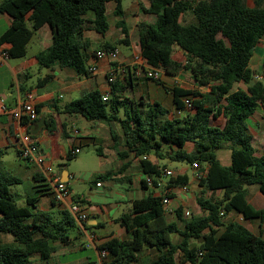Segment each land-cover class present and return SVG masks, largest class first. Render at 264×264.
<instances>
[{
	"label": "trees",
	"instance_id": "obj_1",
	"mask_svg": "<svg viewBox=\"0 0 264 264\" xmlns=\"http://www.w3.org/2000/svg\"><path fill=\"white\" fill-rule=\"evenodd\" d=\"M148 1L150 6L145 12L157 21L138 25L142 57L150 66L165 72L184 68L199 87L210 89L209 96L180 87L167 89L177 111H185L187 99L194 109L191 113L185 111L182 118H171L158 102L127 97V87L116 80L107 101L95 90L65 105L63 112L80 114L88 121L118 122L126 140L123 155L133 152L141 172L153 178L155 184L165 167L148 160L151 154L159 160L198 164L203 176L197 202L207 215L185 219L179 209V227L165 219L162 196L151 195L136 200L132 211L117 219L130 233V239L112 238L100 250L107 251L105 259L111 260L108 264H136L138 253L146 247L160 252L151 264H264V239L238 222L223 223L227 214L235 212L264 225V207L256 209L248 202L246 188L256 185L264 195V150L261 155L256 154L246 125L264 103V83L255 80L250 67L255 48L264 38V0H254L252 7L247 0ZM111 2L116 4L114 14L122 17V0H3L0 14L11 16L13 22L0 35V45L10 44V58H22L35 33L48 25L52 45L39 55L40 67L58 64L86 77L90 74L86 53L89 42L84 32L90 25L102 35L108 32L107 9ZM188 12L195 21L183 24L180 18ZM90 13L92 19L88 18ZM118 25L125 23L120 21ZM103 48L115 50L116 45L106 43ZM177 49L183 52L184 63L173 58ZM50 78L40 79L37 87L47 84ZM240 83L247 88L238 87ZM219 116L226 119L222 128L211 124V119ZM46 127L54 132L53 122H47ZM112 136L116 141L114 132ZM224 143L230 144V166H223L217 157ZM189 144L193 146L192 153L186 150ZM5 154L0 147V235H8L12 242H0V264H32L35 256L48 261L56 252L54 244L69 240L76 221L68 210L39 208V197L52 195L50 184L40 174L34 177L38 182L37 195L28 194L26 204L19 205L12 188L26 182L4 169ZM17 154L20 156L19 150ZM67 157L75 158L70 152ZM143 183L147 185L145 180ZM188 183L189 177L180 174L168 181L171 187ZM219 190L223 192L221 197H204L208 191ZM175 233L180 236L177 244L171 239ZM198 239L200 244L192 246L191 241Z\"/></svg>",
	"mask_w": 264,
	"mask_h": 264
},
{
	"label": "crops",
	"instance_id": "obj_2",
	"mask_svg": "<svg viewBox=\"0 0 264 264\" xmlns=\"http://www.w3.org/2000/svg\"><path fill=\"white\" fill-rule=\"evenodd\" d=\"M3 0H0L2 2ZM194 1V0H190ZM200 1V0H198ZM197 1V2H198ZM124 14L122 17L114 14L116 4L111 2L108 4L107 18L109 22V30L105 35L98 33L93 27L84 32V38L89 42L86 49L88 55L87 65L90 67L95 62V54L100 50H104L103 46L106 43L116 45L119 52V60L116 63H109L108 60H100L97 63L98 70L95 74H89L86 77L78 76L72 69L60 67L58 64L52 65L47 69V76H51L48 83L42 87H37L30 84L29 70L34 67H40L39 55L46 52L52 45V31L48 25L43 26L38 30L31 42L28 45L27 54L22 58H8L3 65L0 66V147L4 150L9 147H14L18 150V138L16 133V122L13 119V112L19 108L21 100L26 92L32 91L36 94L39 110V118L37 121L24 126L20 132H37L35 140L39 147L47 156L48 162L53 167V162L67 157L68 153L73 147H79L80 152L83 146L90 144L98 145L102 139L107 141L106 148L99 146L98 154L100 160L105 163L104 170L100 172V176L93 182L91 189L82 195L75 196L70 186L72 176L66 170L55 173L60 176L61 180L68 185L69 195L62 203H55L53 196L39 197L38 206H41L44 200L50 203L53 211L68 210L72 203H79L83 206L87 215V220L84 223H77L76 227L69 233L70 237L67 242L54 244L56 252L48 261H42L37 256L33 257L32 264H108L111 262L109 259L106 261L101 256L100 246L112 238L120 241L130 239V233L123 228L118 222L123 214L131 212L133 203L136 200L144 199L148 196H161L167 190L172 197V208L174 212L165 213L167 222L176 223L179 227L182 226L178 218L177 211L182 209V206L191 207V217H202L207 215L198 205L197 196L201 195L202 188L199 186V181L196 179V171L192 167V175H188L184 168L178 169L174 173L177 175H187L189 177L188 191L185 192L181 186L171 187L168 185L170 178H159L161 186H148L143 183L146 179L139 169V160L134 156L133 152H128L123 155L125 151L126 140L123 130L118 122L108 123L106 121H89L90 129L83 133L79 128V123L85 119L80 114H67L63 112L65 105L77 100L84 93L91 91H100L103 95L110 93L111 87L107 82V74L113 67L123 66L127 69L126 75H120L119 80L126 90L124 94L135 101L144 100L145 102L153 103L158 102L169 111L171 118H182L184 115H178L177 110L173 103V98L167 89L180 87L183 89L196 90L204 96H209L210 89L208 87H199L194 81L191 73L184 68L178 70H170L165 72L162 70L161 79L159 81H152L141 75L140 77L135 74L134 58L141 55V49L138 36V25L142 22L154 24L157 18L145 12L150 6L148 0H122ZM252 7V6H251ZM89 19L93 18V14L88 15ZM124 21L125 25L119 27L118 23ZM180 21L183 24H190L195 21V17L191 12L185 13L181 16ZM13 19L7 14H0V35L11 26ZM123 39L129 51L123 53L119 50L117 44ZM2 48L8 50L10 44L0 45ZM258 56V57H256ZM258 60L254 61V58ZM173 58L184 63L185 57L181 50L177 49ZM251 69L255 75L264 81V38L256 46L254 55L250 63ZM131 75L132 78L130 77ZM10 77V81H5ZM40 80V79H39ZM130 81V83L128 82ZM257 80V79H255ZM238 87L246 89L242 85ZM111 96H109L110 98ZM68 99L66 104L62 105L65 99ZM44 117V126L39 129L36 125L40 119ZM88 121V120H87ZM53 122L54 132L50 133L46 127V123ZM226 119L223 116L211 119V124L222 128L225 125ZM248 133L253 137V146L256 154L261 155L264 150V142L261 141V133L264 129V103H261L257 111L247 120ZM78 131V134H75ZM115 134L116 141L113 139L112 134ZM33 135V134H32ZM264 139V137H262ZM259 145L260 150L256 147ZM166 150V149H165ZM186 150L189 153L193 152L191 145ZM225 152L220 155V151ZM231 149L229 143H224L217 151V157L223 166H230L231 164ZM22 159L20 156H18ZM23 160V159H22ZM148 160L161 166V161H170L168 159L159 160L153 154L148 156ZM28 163V162H27ZM107 163H111V167ZM113 163L116 168L113 169ZM180 163V162H179ZM29 164V163H28ZM33 169L28 174V181L31 184V194L35 193V187L38 182L35 176L41 173L36 165L30 164ZM165 169H167L165 167ZM164 169V170H165ZM163 170V171H164ZM201 171V170H200ZM112 173V176L107 175ZM46 179V178H45ZM48 183V181H47ZM100 183V186L97 184ZM248 185L247 200L256 209L264 207V195L260 192L258 186ZM249 187H252L251 189ZM217 197H221L223 192L221 190L215 192ZM211 191L205 193L204 197L211 199ZM209 195H211L209 197ZM183 211V209H182ZM188 216H190V212ZM230 222H238L256 235H260L264 239V225H260L258 220H249L243 218L241 215L231 212L223 218L224 225ZM224 229L221 228L220 231ZM7 237L4 234L0 235V240ZM172 242L177 244L180 241L178 234L171 236ZM10 242V241H9ZM200 240H192L191 245L197 246ZM7 243V242H2ZM160 252L154 248H144L138 253V261L136 264H151ZM179 260V255H177ZM177 264H180L179 262ZM189 264V263H183Z\"/></svg>",
	"mask_w": 264,
	"mask_h": 264
},
{
	"label": "built area",
	"instance_id": "obj_3",
	"mask_svg": "<svg viewBox=\"0 0 264 264\" xmlns=\"http://www.w3.org/2000/svg\"><path fill=\"white\" fill-rule=\"evenodd\" d=\"M9 58L8 50L2 48L0 46V66ZM108 60L109 63H116L119 60V52L117 50H100L95 54V62L89 67L90 74H95L98 70L97 63L100 60ZM134 65L136 67L135 74L140 77L144 75L145 78L152 81H159L162 75V69H157L150 66L147 61L141 55H137L134 58ZM127 69L123 66H119L118 68H111L109 73L107 74V82L111 87L112 84L117 80L119 75H126ZM255 79L260 80L258 75L255 76ZM110 93L103 95V100L107 101L109 99ZM38 102L36 98V94L32 91L26 92L21 100L19 108L13 112L12 116L16 122V133L18 138V150L20 152V157L27 161L28 163L36 165L41 173L44 175L48 183L52 188V196L55 203H62L67 196L69 195V189L67 183L63 182L59 175H57L48 162L47 156L43 152V150L39 147L36 140L31 137L29 133L20 132L24 126H28L29 124L35 122L39 118V109ZM185 111L193 112L192 101L187 99L185 100ZM185 111H177L178 115H185ZM26 122V124H24ZM75 134H78V131H75ZM80 153V148L73 147L70 150V155L76 157ZM147 159V157H144ZM192 167L196 171V179L199 181L203 174L200 171V167L198 164H193ZM164 177L172 178L174 177V173L170 169H165L163 171ZM148 186H161V182L158 179L156 184L155 180L151 177H146L145 179ZM100 186V183L97 184ZM181 188L187 192L188 185H183ZM163 200L162 203L164 205L165 213H172L174 209L172 208V197L169 192L166 190L164 194L161 195ZM68 212L74 218L77 223H84L87 220V215L83 206L77 202L72 203L68 207ZM189 215V213H186ZM107 251H101L102 258L107 256Z\"/></svg>",
	"mask_w": 264,
	"mask_h": 264
},
{
	"label": "rangeland",
	"instance_id": "obj_4",
	"mask_svg": "<svg viewBox=\"0 0 264 264\" xmlns=\"http://www.w3.org/2000/svg\"><path fill=\"white\" fill-rule=\"evenodd\" d=\"M129 1V0H127ZM197 2L198 0H194ZM249 6H254V0H247ZM119 50L123 53L129 51L127 46L124 44H117ZM258 57V56H256ZM254 58L255 60H258V58ZM30 74V84H37L39 79H44L47 74V69L45 68H39V67H34L30 69L29 71ZM5 81H10V77H7ZM121 76L119 75L117 77V80H119ZM264 83V81H263ZM244 88L247 86L245 84H242ZM68 102V99L66 98L63 102V104H66ZM120 116H123V111H120ZM90 124L91 122L87 120H82L79 123V128L82 130L83 133H87L86 130L90 129ZM264 129L261 133V141L264 142ZM107 141L102 139V141L98 145L90 144L88 146H83L81 149V152L73 159H68V157H64L58 161L53 162V169L56 172L66 170L70 173L72 176V179L70 181V186L74 192L75 196L86 194L92 187L93 182L100 177V172L104 170L105 163L100 160V156L98 154V148L99 146H103V148H106ZM191 146V144L188 145V148ZM256 147L260 150V146L257 144ZM6 154L3 158V165L4 169L9 172L10 174H13L15 176L21 177L24 179L26 184L24 185H17L12 188V192L15 195H18L17 201L19 205L24 206L26 204L25 198L28 194H31V184H29L28 181V174L31 172L33 167L30 165L31 163H27V161L22 160L18 157L17 150L14 147H9L5 149ZM225 152V150L220 151V155ZM169 160V159H168ZM167 163L165 166L167 169L173 170L174 173L177 172L178 169L184 168L188 175H192V167L189 165L187 162H174V161H166L163 162L161 161V164L164 165ZM108 166L111 167V163H107ZM33 165V164H32ZM114 167L113 169L116 168V165L113 163ZM170 180V179H169ZM168 180V181H169ZM257 187V186H254ZM250 189L252 187H249ZM197 196H200V193L197 194ZM211 195H209L210 197ZM212 198H218L217 194H212ZM220 197V196H219ZM43 210H50L52 207L50 206V203L44 200L42 206ZM183 209V215L185 219H190L192 216V210L191 207L189 208L188 206H182ZM190 212V216L186 214V212ZM12 242V239L7 235V237H4L0 240V242ZM39 264V263H37Z\"/></svg>",
	"mask_w": 264,
	"mask_h": 264
},
{
	"label": "water",
	"instance_id": "obj_5",
	"mask_svg": "<svg viewBox=\"0 0 264 264\" xmlns=\"http://www.w3.org/2000/svg\"><path fill=\"white\" fill-rule=\"evenodd\" d=\"M39 129L44 126V117L40 119V121L36 125ZM33 135H37V132L32 133Z\"/></svg>",
	"mask_w": 264,
	"mask_h": 264
}]
</instances>
